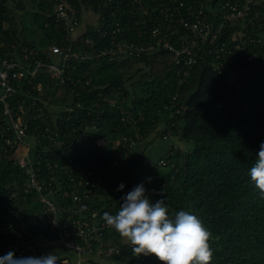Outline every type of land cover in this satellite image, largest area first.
<instances>
[{
  "label": "trees",
  "instance_id": "1",
  "mask_svg": "<svg viewBox=\"0 0 264 264\" xmlns=\"http://www.w3.org/2000/svg\"><path fill=\"white\" fill-rule=\"evenodd\" d=\"M56 1L0 0V29L4 27L11 40L19 39L22 31L24 41L31 45L38 43L42 51L51 44H63L64 25L53 15ZM67 1L83 18L82 23L87 13L85 29L76 37L92 38L97 47L111 46L112 41V36L99 37V24L107 23L106 28L110 26L112 31L119 21L123 24L121 26L131 25L123 14L129 7L118 8V0L113 3L104 0ZM206 1L211 9L222 2ZM13 4L22 12H30L32 17L18 21L11 7ZM25 25L33 30L31 34ZM235 28L248 29L249 34L264 38V2L253 6L250 19L229 26L228 36ZM135 32L132 28L123 37L127 41H138ZM202 56L204 60L193 67L183 83L169 69L173 55L167 51L145 52L139 57L112 61L102 58L79 62L75 69L69 70L71 80L64 86L53 83L46 75L38 81L45 84V96L54 97L59 92L66 98L72 94L86 107L99 104L91 109L82 108L77 119L68 123L70 127L73 122L76 127H89L86 132L83 129L70 130L67 137L63 134H54V137L58 141L64 137L67 142H72L79 150V159L100 164L96 169V180L100 179V192L105 200L102 216L105 211L115 215L123 203L121 197L138 184L135 169L143 156L138 146L154 134L170 143L161 157L166 164L157 161V168L164 169L150 186L158 188L160 193L150 196V201L163 200L170 217L174 218L183 210L202 221L212 233L210 264H264V197L248 175L260 144L264 142V67L260 71L255 68L256 74L246 68L233 74L231 67L222 73L220 60L214 54ZM113 89L122 90L125 99L120 98L115 104L103 101L101 94L111 93ZM21 95L18 93L17 97ZM40 139L35 151L57 160L60 148L44 150L43 145L50 139L48 136ZM100 139L105 141L102 146L98 142ZM90 145H93L91 151L87 149ZM116 147L121 148L117 154ZM19 174L21 168L9 159L0 139V191L21 181ZM121 183L124 188L117 191ZM101 204L99 201L97 207ZM32 207L21 215L30 224L36 221L32 219L34 216L42 224V205L37 203ZM37 211L39 213L35 214ZM103 241L106 246L117 244L121 247L120 255L111 258L112 264H164L154 254L134 256L131 247L114 228Z\"/></svg>",
  "mask_w": 264,
  "mask_h": 264
},
{
  "label": "built area",
  "instance_id": "2",
  "mask_svg": "<svg viewBox=\"0 0 264 264\" xmlns=\"http://www.w3.org/2000/svg\"><path fill=\"white\" fill-rule=\"evenodd\" d=\"M208 2L118 0V8L129 7L123 14L131 25L121 26L119 21L112 31L110 26L106 28L107 23L99 24V37L112 36L108 47H97L89 37L84 40L76 37L82 18L67 0H57L53 5L55 19L64 25L65 41L49 45L47 51L28 44L21 34L19 39L11 40L4 27L0 29V139L9 159L21 168V181L0 191V256L9 251L16 258L52 253L61 258V264H112L111 258L120 255L121 247L106 246L103 241L111 227L102 219L105 200L100 192V179L96 180L100 164L79 159V150L72 142L54 137V134L67 137L70 130L83 129L76 127L75 122L71 127L68 123L77 119L79 110L91 109L96 104L86 107L72 94L67 98L59 92L54 97L45 96V84L38 79L46 75L53 83L64 86L71 80L69 70L75 69L79 62L102 58L112 61L160 51L173 55L169 69L180 83L186 81L204 54H214L220 60L222 73L231 67L233 74L244 68L256 74L255 68L260 71L264 67V38L238 28L228 36V27L250 19L253 6L264 0H222L213 9ZM250 22L254 27V22ZM132 28L138 41L123 37ZM44 53L47 56H42ZM18 93L21 97H17ZM101 95L103 101L111 104L125 99L122 90L113 89ZM41 136L50 139L43 145L44 150L60 148L57 160L35 151ZM98 142L101 146L105 144L104 139ZM92 147L87 149L91 151ZM114 151L117 154L121 148ZM159 164L166 162L161 158ZM129 166L132 168V164ZM159 193L156 187L147 189L150 196ZM99 201L102 204L97 207ZM37 203L42 205L44 221L41 224L34 216L32 219L36 221L30 224L21 213ZM57 246L64 251L59 252Z\"/></svg>",
  "mask_w": 264,
  "mask_h": 264
},
{
  "label": "clouds",
  "instance_id": "3",
  "mask_svg": "<svg viewBox=\"0 0 264 264\" xmlns=\"http://www.w3.org/2000/svg\"><path fill=\"white\" fill-rule=\"evenodd\" d=\"M248 175L264 197V142ZM123 188L121 183L117 191ZM121 199L117 213L105 211L102 219L119 233L134 256L154 254L164 264H210L212 233L196 215L181 210L170 217L163 200L150 201L144 183L137 184ZM0 264H61V258L52 253L16 258L9 251L0 256Z\"/></svg>",
  "mask_w": 264,
  "mask_h": 264
},
{
  "label": "crops",
  "instance_id": "4",
  "mask_svg": "<svg viewBox=\"0 0 264 264\" xmlns=\"http://www.w3.org/2000/svg\"><path fill=\"white\" fill-rule=\"evenodd\" d=\"M11 7L13 8L14 13H16L17 15V19L18 21H20L22 19V14L23 12L19 9H17L15 7V5H11ZM87 19V13L84 16V22ZM83 22V24L80 26V29L78 30V33H82L83 30L85 29V23ZM21 31V29H20ZM24 34V33H23ZM21 35H22V31H21ZM36 46H40V45H36ZM40 48V47H39ZM49 47H46L44 49V51H47ZM41 49V48H40ZM169 140H163L160 136H158L155 140V142H153L151 145H149L146 149L145 154H143L142 156V161L140 165H136V178L139 183H144V186L146 188V195L150 198V195L147 194V188L152 186L151 185V178L154 177V171L156 170L157 166H158V162L160 160V158L166 153V150L169 146ZM150 178V179H149ZM57 248L59 249V252H63L64 250L57 246Z\"/></svg>",
  "mask_w": 264,
  "mask_h": 264
},
{
  "label": "rangeland",
  "instance_id": "5",
  "mask_svg": "<svg viewBox=\"0 0 264 264\" xmlns=\"http://www.w3.org/2000/svg\"><path fill=\"white\" fill-rule=\"evenodd\" d=\"M22 16V18L23 19H25V20H27V19H29V18H31L32 17V14L30 13V12H23V14L21 15ZM82 21H83V18H82ZM83 24V23H82ZM26 27H27V32L29 33V34H31L32 32H33V30H31V29H29L28 28V26L27 25H25ZM25 31V32H26ZM38 44V43H37ZM39 45V44H38ZM131 74V71H130V73H129V75ZM156 134V133H155ZM157 137H156V135H152L150 138H148V139H146L144 142H142L139 146H138V150H139V152H141L142 154H145V152H146V149H147V147L151 144V142H152V140H154L155 141V139H156ZM176 142H178L179 143V141H176ZM185 143H188L187 141H185ZM189 145H191V143L189 144ZM163 169H164V167H159V168H157L155 171H154V177L153 178H151V181L152 182H154V180H157L159 177H158V174L160 173V172H162L163 171Z\"/></svg>",
  "mask_w": 264,
  "mask_h": 264
}]
</instances>
